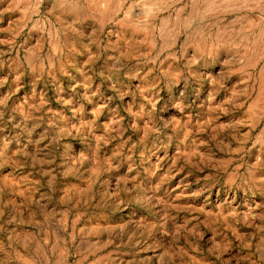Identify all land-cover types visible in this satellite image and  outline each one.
<instances>
[{
  "label": "rangeland",
  "instance_id": "1",
  "mask_svg": "<svg viewBox=\"0 0 264 264\" xmlns=\"http://www.w3.org/2000/svg\"><path fill=\"white\" fill-rule=\"evenodd\" d=\"M0 264H264V0H0Z\"/></svg>",
  "mask_w": 264,
  "mask_h": 264
}]
</instances>
